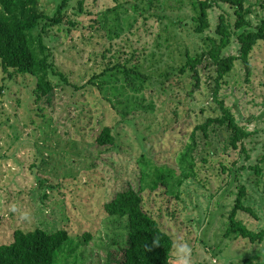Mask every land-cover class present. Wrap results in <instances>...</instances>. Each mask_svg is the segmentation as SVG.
I'll use <instances>...</instances> for the list:
<instances>
[{
    "label": "rangeland",
    "instance_id": "1",
    "mask_svg": "<svg viewBox=\"0 0 264 264\" xmlns=\"http://www.w3.org/2000/svg\"><path fill=\"white\" fill-rule=\"evenodd\" d=\"M251 2L255 4L251 17L257 23L264 17V0ZM115 4L116 0H84V12L74 8L77 4L71 5L63 23L50 26L48 43L55 65L70 83L84 85L81 89L63 82L50 104L36 103L34 78L19 73L10 76L0 66V243L11 242L18 228H64L70 238L58 251L55 264H121L129 243L128 221L109 215L105 203L130 186L138 190L143 170L152 174L147 183L150 177L157 180L159 174L175 171L168 189L160 181L156 188L147 185L142 191L144 209L173 237L170 264H244L247 259L264 264V240L253 243L225 235L238 183L248 186L245 203L257 215L240 212L238 216L255 230L264 228V178L258 185L251 170L241 169L240 176L223 170V166L238 170L264 157V41L254 48L249 79L240 63L223 89L238 120L254 131L245 140L251 157L226 150L228 134L216 127L208 144L194 153L198 164L192 175L177 184L183 169L181 155L202 116L200 108L212 101L210 89H202L199 97L194 95L188 102L186 91L176 87L177 95H168V101H163L164 96L156 98L152 113L144 106L151 104L156 92L145 90L144 97L133 100L132 92L130 96L119 89L121 74L109 77L103 89L88 84L107 63L103 53L109 45L105 31L91 28L90 23ZM56 5V0H41L50 15ZM220 11L218 7L211 10L214 26ZM166 12L169 19L164 18V25L176 21L179 12L190 13L191 7L188 2H172ZM69 19L77 21V26ZM147 24L140 35H131L141 49L151 47L157 33H163L155 18ZM180 30L177 26L176 31ZM182 37L193 47L201 44L198 35L185 32ZM117 41L124 46V40ZM150 49L164 58L172 56L165 46ZM237 49L234 43L232 51ZM130 100L135 106L128 109L126 101ZM104 125L114 126L117 145L97 141Z\"/></svg>",
    "mask_w": 264,
    "mask_h": 264
},
{
    "label": "trees",
    "instance_id": "2",
    "mask_svg": "<svg viewBox=\"0 0 264 264\" xmlns=\"http://www.w3.org/2000/svg\"><path fill=\"white\" fill-rule=\"evenodd\" d=\"M56 1V10L50 15L41 7V0H0L1 69L10 76L19 73L33 77V97L36 103L44 101L50 104L56 87L63 82L72 84L76 90L84 86L70 83L66 75L58 70L48 43L50 26L63 23L64 14L71 5L77 4L74 8L80 13L84 12V0ZM172 2L177 5L188 2L191 12H179L176 21L171 20L170 24L164 25V18L169 19L166 11ZM262 6L264 8V3ZM215 7L221 11L214 26L211 10ZM254 7L255 4L251 0H116L113 7L102 11L90 23L91 28L105 31L109 45L103 53L107 63L102 64L101 72L92 75L87 81L88 84H98L103 89L109 77H120L121 74L123 83L119 85V89H125L126 95L132 92L133 96H130L133 100L135 96L144 97L145 90L156 92L151 95V104L143 105L144 110L152 113L156 109V98L164 96L163 101H168L171 99L168 95H177V91H174L176 87L186 91L188 102L193 101L194 95L199 97L202 89H210L212 101L200 108L202 116L191 131L190 141L181 155L183 169L177 184L192 175L190 171L194 172L198 164L194 153L199 147L204 148L208 144L216 127L225 129L228 134L229 144L226 150L231 148L238 151L239 155L245 154L246 159L251 157L245 140L254 131L238 120L223 96V89L227 77L238 64H242L247 79L252 73L251 56L258 42L264 41V17L254 23L251 17V14L255 13ZM150 18L156 19L161 27L160 31L163 32L157 33L151 47L165 46L168 53L172 54L171 58H164L163 54L160 55L156 50L150 49L151 47L145 46L141 49L135 46L131 35H140L141 28ZM186 19V23H183ZM69 22L77 26V21L69 19ZM171 26L174 27L170 28ZM177 26H180V32L176 31ZM185 32L188 35H198L201 44L194 47L186 44L182 37ZM119 39L124 40V46L120 44L121 41H117ZM234 43L238 45L236 53L232 51ZM172 80H176L177 85H174ZM2 89L3 87H0V91ZM127 101L128 109L130 105L135 106L134 101ZM175 113H178V110ZM121 114L123 118L122 111ZM113 130V125H104L97 141L101 145H117ZM207 160L204 158V161ZM228 169L236 173V176H240L241 169L251 170L255 173L256 183L259 185L264 178V157L260 163L242 164L238 170L223 166V170ZM174 173L175 171L161 173L157 180L150 177L147 183V178L152 174L143 170L138 190L130 186L117 192L112 200L105 203V210L109 215L126 217L128 221L129 243L123 250L121 264L171 263L173 237L144 209L142 191L147 185L152 189L156 188L160 181L164 182L168 189ZM237 188L225 235L246 238L253 243L262 242L264 228L255 230L238 216L240 212L257 215L254 208L245 203L248 186L238 183ZM69 238V231L64 228L55 231L40 227L32 230L18 228L11 242L0 243V264H55L58 251ZM252 263L250 259L244 262Z\"/></svg>",
    "mask_w": 264,
    "mask_h": 264
}]
</instances>
